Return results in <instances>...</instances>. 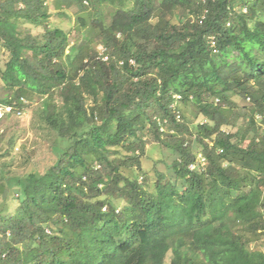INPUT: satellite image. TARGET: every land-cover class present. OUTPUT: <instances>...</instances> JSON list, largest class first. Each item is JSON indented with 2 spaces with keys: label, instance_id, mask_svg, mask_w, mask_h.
Wrapping results in <instances>:
<instances>
[{
  "label": "trees",
  "instance_id": "1",
  "mask_svg": "<svg viewBox=\"0 0 264 264\" xmlns=\"http://www.w3.org/2000/svg\"><path fill=\"white\" fill-rule=\"evenodd\" d=\"M52 1L82 42L0 0V105L42 97L55 135L38 170L0 164V264H264V0ZM149 141L176 154L154 190Z\"/></svg>",
  "mask_w": 264,
  "mask_h": 264
},
{
  "label": "rangeland",
  "instance_id": "2",
  "mask_svg": "<svg viewBox=\"0 0 264 264\" xmlns=\"http://www.w3.org/2000/svg\"><path fill=\"white\" fill-rule=\"evenodd\" d=\"M49 5L52 12L51 25L53 27H61L67 31L69 33L70 44L73 45L74 42H77V38L81 36L76 18L77 8H68L64 10L65 12H61L55 7L52 0H49ZM173 22H178V19L174 18ZM26 25L30 26L34 33L41 32L40 28L31 26V24ZM78 41L77 43H80L82 39ZM91 47L97 55H102L105 50L101 41L92 44ZM70 51L68 49V52ZM8 56V52L0 46V68H4ZM0 85H2L1 76ZM7 93H10V91L4 92L3 94L7 95ZM235 100L241 105L246 103L242 96L235 97ZM58 101L60 100L58 99ZM42 103V97H36L30 102L28 107L23 109L20 115L13 112L12 108L10 109L8 106L0 105V164L3 162L8 163L11 169L10 172L14 175H24L33 170H38L55 155V150L53 149L55 135L41 117ZM199 120H205V118L203 119L200 116ZM224 121L225 129L232 131L237 129L238 126L235 127L227 124L228 118H224ZM115 149L121 151L119 154L125 153L122 147ZM175 157L176 154L164 145L154 141L148 142L146 154L142 157V167L145 173L143 176H146V182L144 183L148 189L154 190L155 182L162 172L166 173L169 177H172V174L175 176L168 168ZM199 162L201 165L207 163V160L201 152L199 153ZM123 171L131 177L138 174L136 168H123ZM143 180V177H140V181ZM17 195L18 192L14 189V196L16 197ZM117 202L118 204L123 203L122 201ZM8 203L9 212H13L16 205L13 201ZM2 204L3 201L0 199V206ZM251 247L264 250V239L252 243ZM171 258L172 252H169L165 264H169Z\"/></svg>",
  "mask_w": 264,
  "mask_h": 264
},
{
  "label": "built area",
  "instance_id": "3",
  "mask_svg": "<svg viewBox=\"0 0 264 264\" xmlns=\"http://www.w3.org/2000/svg\"><path fill=\"white\" fill-rule=\"evenodd\" d=\"M104 58L106 59L107 57H104ZM8 107H10V106H8ZM11 108H12V107H10V109H11ZM22 112H23V110H20V109L17 110V114H19V115L22 114Z\"/></svg>",
  "mask_w": 264,
  "mask_h": 264
}]
</instances>
